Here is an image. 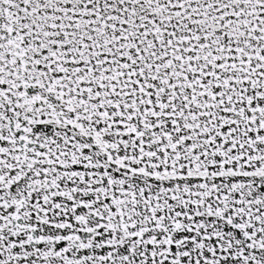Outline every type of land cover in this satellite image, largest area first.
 Masks as SVG:
<instances>
[{
  "label": "snow or ice",
  "instance_id": "1",
  "mask_svg": "<svg viewBox=\"0 0 264 264\" xmlns=\"http://www.w3.org/2000/svg\"><path fill=\"white\" fill-rule=\"evenodd\" d=\"M0 264H264V0H0Z\"/></svg>",
  "mask_w": 264,
  "mask_h": 264
}]
</instances>
